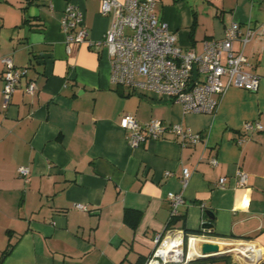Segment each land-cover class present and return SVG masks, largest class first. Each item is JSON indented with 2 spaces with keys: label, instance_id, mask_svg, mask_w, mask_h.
I'll return each instance as SVG.
<instances>
[{
  "label": "crops",
  "instance_id": "obj_1",
  "mask_svg": "<svg viewBox=\"0 0 264 264\" xmlns=\"http://www.w3.org/2000/svg\"><path fill=\"white\" fill-rule=\"evenodd\" d=\"M67 3L82 12L88 37L101 39L111 18L100 13V0H0V264H144L170 220L168 191L184 198L176 228L210 222L204 232L233 237L201 236L247 242L244 261L264 264V128L243 129L252 120L264 127V0L155 2L176 42L197 53L233 21L262 29L244 50L259 75L257 89L227 86L213 113L185 112L165 94L113 86L104 46L66 43L60 19ZM4 57L27 69L7 104ZM126 113L181 123L205 140L181 146L167 133L131 147L119 125ZM21 165L29 168L26 179ZM183 167L191 172L185 186ZM237 170L248 173L245 184ZM126 209L138 217L126 221Z\"/></svg>",
  "mask_w": 264,
  "mask_h": 264
},
{
  "label": "built area",
  "instance_id": "obj_2",
  "mask_svg": "<svg viewBox=\"0 0 264 264\" xmlns=\"http://www.w3.org/2000/svg\"><path fill=\"white\" fill-rule=\"evenodd\" d=\"M155 2L156 0H100V13L109 16L111 22L99 40L88 37L82 12L73 3L66 4L60 27L66 43L84 42L95 49L105 47L110 62V82L113 86L165 94L179 102L185 112H215L222 93L229 85L249 91L257 89L259 75L250 69L251 64L244 50L247 42L262 33V29L254 28L250 24L242 26L233 21L225 28L223 38L204 41L202 51L197 53L176 42L175 32L157 15ZM2 61L5 64L2 91L4 104H7L27 69L15 66L9 57H4ZM34 89V83L29 81L27 91L33 92ZM119 125L131 147H136L147 139H165L167 133L173 134L181 146L195 145L205 140L202 133L192 131L181 123L164 124L157 118L139 121L129 113L121 116ZM262 128L264 127L257 120L246 121L243 125L246 131ZM241 140L239 138L237 142ZM209 162L216 164L217 160L211 157ZM17 172L26 179L29 168L21 165ZM164 173L170 174L169 171ZM190 173L189 168H182V186H185ZM236 176L239 184L247 182L248 173L244 170H237ZM224 181L225 177L219 178V184ZM166 198L170 205L171 219L178 215V206L184 202V198L180 192L173 191H168ZM75 207L85 210L84 204L79 202L75 203ZM172 228L174 230L154 236V250L144 264H151L153 261L158 264L170 262L157 252L164 237L176 231L181 233L183 255V231Z\"/></svg>",
  "mask_w": 264,
  "mask_h": 264
},
{
  "label": "bare ground",
  "instance_id": "obj_3",
  "mask_svg": "<svg viewBox=\"0 0 264 264\" xmlns=\"http://www.w3.org/2000/svg\"><path fill=\"white\" fill-rule=\"evenodd\" d=\"M191 236L189 238V244H188V258L189 257H195L199 254V245H200V238ZM166 240V241H165ZM169 243H166V242ZM217 242L222 251H229L231 252L236 259H238L242 264H249L250 261H244L246 260V256H250V246L247 242L242 241H233V240H226V239H220V240H214ZM181 242L182 237L180 231H176L174 234L170 235L167 234L162 243L161 247L158 250L157 254L163 258H168L170 261H178L180 255H182L181 251ZM151 264H158L157 261H153ZM166 264V263H164ZM174 264V263H171Z\"/></svg>",
  "mask_w": 264,
  "mask_h": 264
},
{
  "label": "trees",
  "instance_id": "obj_4",
  "mask_svg": "<svg viewBox=\"0 0 264 264\" xmlns=\"http://www.w3.org/2000/svg\"><path fill=\"white\" fill-rule=\"evenodd\" d=\"M26 7H24L25 9ZM27 19V18H25ZM137 212L136 211H133L131 209H126L125 212H124V219L128 222H132L130 220H135L137 218ZM134 218V219H132ZM177 221V218L176 216L171 218L168 222V225L166 227V229L170 228V227H174L175 223ZM135 222V221H134ZM182 231H183V234H184V248L185 246L187 245V238L189 235H209V236H215V237H233V236H226V235H221V234H218L216 232H204L202 228H197V229H188L186 228V226H182L181 227ZM12 247V244L9 245V247L7 248L6 251H9ZM217 260H222L225 264H237L235 262H232L231 260V257L229 255H223V256H220V257H211V258H207V259H195V260H189L186 262L189 263V262H213V261H217ZM144 262V260H143ZM142 264V263H141Z\"/></svg>",
  "mask_w": 264,
  "mask_h": 264
},
{
  "label": "water",
  "instance_id": "obj_5",
  "mask_svg": "<svg viewBox=\"0 0 264 264\" xmlns=\"http://www.w3.org/2000/svg\"><path fill=\"white\" fill-rule=\"evenodd\" d=\"M194 75L196 71H193ZM202 229H211L212 223L210 222H203L201 224ZM232 254L229 251H222L220 245L215 242L213 239H203L199 245V254L189 260L195 259H207L211 257H220L226 254Z\"/></svg>",
  "mask_w": 264,
  "mask_h": 264
},
{
  "label": "rangeland",
  "instance_id": "obj_6",
  "mask_svg": "<svg viewBox=\"0 0 264 264\" xmlns=\"http://www.w3.org/2000/svg\"><path fill=\"white\" fill-rule=\"evenodd\" d=\"M174 227H177V226H174ZM176 229V228H175ZM171 230H174V228H172V227H170L169 229H167V230H165L163 233L165 234V233H167L168 231H171ZM191 236V235H190ZM189 236V237H190ZM195 236H198V235H195ZM199 237H201L202 239H211V238H209V237H204V236H201V235H199ZM189 239V238H188ZM189 242V241H188ZM166 243H169L168 241L166 242ZM182 251V250H181ZM182 254V253H181ZM187 254H188V245L187 246H185V248H184V253H183V255H180V257H179V260L178 261H170L169 263H166V264H171V262L172 263H181V264H186V262L187 261H189V259L190 258H188V256H187ZM226 255H229L230 257H231V260L233 261V262H235V263H237V264H240V262L234 257V255L233 254H226ZM181 258V259H180Z\"/></svg>",
  "mask_w": 264,
  "mask_h": 264
}]
</instances>
